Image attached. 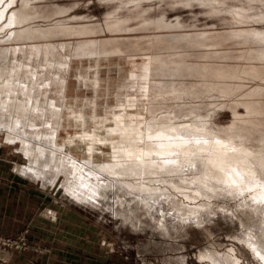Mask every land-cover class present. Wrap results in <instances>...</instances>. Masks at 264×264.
<instances>
[{"label":"bare ground","instance_id":"1","mask_svg":"<svg viewBox=\"0 0 264 264\" xmlns=\"http://www.w3.org/2000/svg\"><path fill=\"white\" fill-rule=\"evenodd\" d=\"M3 1L4 0H0V5ZM13 1L14 0H11L3 7V9H1L0 21L1 18L5 15V12L7 11L10 3ZM27 1L26 3H28ZM192 1L194 0H182V2H187L188 4ZM163 2H165V0ZM203 2L205 4H210L213 8H215V10L213 9L214 11L211 10L214 14L216 12H224L229 10L230 2L228 0H204ZM243 2L244 3L241 2L243 5L237 8L235 13L232 14V18L239 21H241V18H248V20L249 18H256L258 22H264V8L258 10L259 8L264 7V0H244ZM241 3L239 2V4ZM25 4L20 6V10L10 11V24H14L17 22L19 24L23 20L28 19L29 15H27L28 12H26L25 10V6L27 4ZM31 5L33 6V4ZM231 5L232 4H230V6ZM28 6L30 5L28 4ZM35 7L36 6H34V8ZM37 7H39V5H37ZM44 9H46V12L48 11L45 6V8L43 7V11L41 10V13L45 11ZM68 9H60L61 12L59 13H65L68 11ZM140 9L141 7L139 8V11H141ZM142 9L144 11V8ZM133 10L134 8L132 7V11ZM249 10H251V12ZM53 12H55L54 9ZM53 12L51 13L50 10L51 14H53ZM212 12L211 14H213ZM128 13L130 14V12ZM252 13H255V15H252ZM37 14L39 13L37 12ZM119 14L120 13L118 12V15ZM42 15H45V12ZM222 18L229 19L225 15ZM120 20L122 21V19ZM35 21H32L31 24L35 23ZM105 22L106 25L110 28L109 20ZM116 22H118V20H116ZM65 25L61 24V27ZM92 25L95 24L92 23ZM106 25L97 23V26L99 28L103 26L106 27ZM58 27L60 28V26ZM63 29L62 31L57 29L59 33H61V35L64 34ZM68 29L70 30L69 27ZM34 30L36 29L32 28V31ZM37 31L39 30H36L35 32ZM252 32L253 33H251L250 35H242V42H250L249 44H246L248 46V49L243 54H236L231 50V44L240 42L238 40L240 36L239 34L219 36L218 34L207 32V34L203 33L199 36L197 35L199 42L201 41L202 43V47L197 53L203 54L197 55L195 58L193 56L194 59L189 56L190 54H187L186 51L183 52L182 50L176 51L170 54L168 58L164 59L162 58V56H153L149 53L145 55L140 54L137 51L138 47H134V50H125L120 46H115V48L113 49H101V51H104V54L100 53L99 55H103L104 57L101 56L103 58H99L103 59V61H107L109 65H111L116 58H118V61L115 64V68L118 70L116 72L118 76H123L121 78H124L125 76L124 79H126L127 77V82L130 83V85H128L129 88H123L125 87L124 85L123 87L119 86L118 82H116V84L113 86L110 81L106 86H103L102 82L100 83L99 81H95L93 78V80L90 78V76L93 75L95 77L100 75L101 78L100 73L102 71L101 66L102 63H104L103 61L102 63L101 61H98L100 64H93L94 66L89 64V66L86 67H77L78 71L75 73V75L78 85H85L89 90L93 92V95L91 97H84L82 99L80 98L78 92L75 95H72L69 92L70 81L69 83L67 82V90H65V92L69 97H66V99H64V97L62 96L61 98L64 99V102L68 99L67 106L64 105V107H66L67 109L66 111L68 112H66L64 117V113L63 115L61 113L65 110L62 111L57 109V111L59 112L54 115L58 116V118H61V123L64 122L68 129L64 131L63 137L60 136L62 138L60 140V137L55 133L58 130L54 132L45 130L46 133H52L51 135L42 134L40 137L41 140L47 143V145H40L35 149L30 148V146L27 145L28 142L25 139H21V149L25 153L28 160H30V164L27 165V167L23 169L22 172L25 175L35 179L39 178L38 176L43 177L47 172L58 171L66 175L67 183L70 182L71 177H73L74 175H79V180L80 177L84 178L81 184L83 185L84 182L85 187H87L90 191L87 196L93 199L98 197V195L106 194L109 191V188L115 186L119 204L117 205L118 209L116 210V213H118L119 215L118 217H123L124 221L129 222L134 228H140L143 223H147L146 221L142 220L141 217H148L151 221L155 222L154 228H156V230L160 234L169 237L174 230L179 231L183 228L191 229V227L196 226L201 227L203 230H206L209 240V237L212 238L214 232L211 228L208 227V225L210 223L212 224V222L215 221V217L223 216L228 223L233 224L234 227H236V229L238 230L237 232H235L234 234H230L229 236L238 241V243H240L243 247L246 246L251 251L255 259L258 260L260 264H264V31L256 32L255 30ZM18 33L22 34V32ZM41 34L44 36V34L46 33L42 32ZM52 35H54V31ZM61 35L60 38H62ZM19 36L21 35H18V37L16 38L20 39ZM26 36L24 37L25 39ZM47 36L48 34L46 35V37ZM171 37L173 39L177 36ZM21 38H23V36H21ZM208 38L211 40H208ZM226 40L230 42L227 43ZM94 43L89 42L88 44H92L89 46H93ZM199 44H197L198 47L201 46V44ZM84 45L87 47L85 43ZM84 45L83 48L84 51L86 50L85 52H87L88 54L90 53L92 56L97 54L95 51L96 49H94L96 44L92 48H89V46L87 47L89 52L87 51V49H85ZM46 46H48L49 48V44ZM53 46L56 47V45ZM35 47H39V45L34 46V50L36 49L35 51L37 52L38 48ZM55 47L52 48L56 50L57 47ZM28 48L29 46L27 47V49ZM45 48L43 47V50ZM11 49L14 50L15 48ZM5 50L3 52L7 54L9 50ZM31 51L30 54L32 55ZM38 51H40V49ZM53 51L52 53H54ZM99 51L97 50L98 53ZM10 52L11 51H9V53ZM14 52L17 53V51ZM14 52L11 53L14 54ZM48 52H50V50ZM52 53L51 56L53 55ZM87 53H85V56L84 54L80 56L79 52H77L80 58L83 56L84 58L88 56ZM3 54L4 53H2V55ZM13 54L11 56H13ZM45 54H47V51ZM49 54L47 55L50 57ZM16 55H18V53ZM35 55H33L34 59L36 58ZM45 56L42 57V60L44 61H46L45 59H43L45 58ZM48 56L46 57L47 59L49 58ZM92 56H90V58H87L91 59ZM242 56L243 58H241ZM17 59L19 60L18 57ZM98 59H96V62ZM18 60H15L16 63L12 61L15 64H13V67L17 66L16 64ZM50 60L54 61V59ZM49 62H47V64ZM58 62L62 64L64 61ZM47 64L46 66H48ZM6 65L3 64V66L5 67ZM25 65H27V63L22 67L26 68L27 66L25 67ZM66 65H68V63ZM42 66V69L46 67L45 65ZM7 67L0 70V114L2 115L3 112L9 109L14 111L16 109V111L20 112L18 113L19 118H14V122H12V124L21 127V124L23 122L27 123L29 121L26 119L27 122L23 120V122L20 123V114H23V110L24 108H26L24 100L27 99L29 106L31 105V107H33L32 109H36L38 107H41L40 105L42 103L40 99L42 98L40 97V99H38L39 97H36L40 94L37 93V90L35 88V86H37L34 82L37 81L36 77V79H34L33 77L34 80L32 83H35L34 86L29 84L32 87H30L29 85V87H27L25 85V87H22V90L20 88V90H17L15 86L23 85L19 80L20 75H17V72H20V70H22V67L20 70L18 69L19 71H17L16 69V73H14L15 71H12L15 74V77L16 75L19 77L18 79H13V74H11L13 78L8 77L9 73L12 72H8ZM31 67L33 66L31 65ZM50 67H52L51 63L48 68ZM54 67L56 68V65ZM66 67L68 68L70 67V65ZM173 67L174 69H172ZM9 68L12 69V67ZM161 68L164 69V73L160 70ZM38 69H40V67ZM26 70L21 71V73L23 74ZM30 70L34 71L33 69L29 68V71ZM62 70L64 71V69H61V71ZM69 70V73H71L72 69ZM61 71L59 72L60 74ZM26 72H28V70ZM35 72L32 74L36 75L37 72ZM38 73L37 75H39ZM22 76L23 75H21V77ZM28 76L26 77L25 75L24 77L28 78ZM175 76L178 77L173 78ZM62 79H57L56 81L59 82L60 80V82H62ZM261 79H263V81H260ZM100 80L103 81V79ZM123 81L126 82V80ZM39 82L38 86H41V83ZM47 82L43 83H46L45 85H48L49 83L47 84ZM59 83L58 85H63ZM232 83H234L235 85L233 86ZM131 84H136L137 88L139 86L141 89V91L139 89L140 93L144 94V92L152 91V95L147 93L148 95L146 94L147 96H144L143 99V95L140 97L141 99L134 96V90L131 89ZM248 84H250V86H248ZM52 85L53 84H49L51 88ZM54 86L53 88H56ZM45 87L48 88V86H44V88H42L45 89ZM42 88L39 87L38 92H41ZM236 89L241 90L239 91ZM236 91L239 92L235 93L236 96H233L232 92ZM65 92H63L62 94H64ZM59 93L60 95H62L61 91ZM101 93L106 96L104 97L103 101H101ZM231 93L232 96L230 95ZM44 94L40 96H43ZM57 94L58 93H56V95ZM216 94H221L220 96H222L223 99H219V101H217V99H212L215 98L214 95ZM205 96L207 98L210 97L209 101L200 100L201 102L196 103L195 99L198 100L197 98ZM50 99L52 98L48 99L51 102ZM63 99H61V101ZM35 101L40 105L37 104L36 106ZM47 102L48 101L46 98V103ZM63 103L61 102V105H63ZM57 104L58 103L55 101L54 103L52 102L51 105L50 103L46 105L49 106L48 109L45 107L43 108L47 110L55 107L58 108L59 104ZM221 109H228L232 113V119L228 124L220 125L218 122L213 120V117ZM39 110H35V113H37L36 111L39 112ZM24 111L26 113H31L30 110L28 112L26 110ZM45 113L41 114L45 116L49 113V111L48 113ZM53 113L51 117L53 116ZM36 115L37 114H35L34 116ZM42 115L40 116V119L43 118ZM56 116L53 117L56 118ZM46 117L47 116H45V118ZM58 118H56V121L59 120ZM33 119L31 120L33 121ZM11 120L13 121V118ZM44 122L42 121V123ZM47 122L46 125H48ZM57 122L55 123L56 125ZM30 123L32 122L30 121ZM12 124L10 123V125ZM34 124L33 126H36ZM6 125L8 126V124ZM31 125L32 124H30V127H33ZM54 128L55 127H53V129ZM61 128H59V131ZM39 132L41 131L39 130ZM13 135H9L10 140L12 141L16 140V136ZM50 146H56L58 147V149H64V151L67 149L68 150L66 154L62 155L60 153L62 155V157L60 158V156L56 154L57 152L55 153V151H53ZM85 163L93 166L92 170H87L84 166ZM84 173H87L88 176H99V174L101 173L106 176L107 180L105 179V181H100V179L96 177L97 180L94 181L97 182H95V184L92 182L90 183V185H88V182H86L87 175ZM57 175H59V173H57ZM43 182H45V180ZM67 186L65 185V187ZM70 187L71 185L67 188ZM74 188L77 187L75 186ZM74 191L76 196L79 197L80 193L77 192L78 190L74 189ZM232 202L234 204H232ZM157 213H159V217L156 216ZM168 216L172 218L169 219ZM251 226H253V229L250 228ZM234 239L233 241H235ZM221 245L222 243L210 241L209 246H205L204 248H201L199 250V259L201 261H208L210 264H243V260L239 255V247L231 244L228 248L225 247L226 249L221 252L218 249V247ZM180 258H183L181 259L182 264H187L185 257Z\"/></svg>","mask_w":264,"mask_h":264},{"label":"rangeland","instance_id":"2","mask_svg":"<svg viewBox=\"0 0 264 264\" xmlns=\"http://www.w3.org/2000/svg\"><path fill=\"white\" fill-rule=\"evenodd\" d=\"M4 1L0 5L1 6L0 11L11 0H4ZM22 1L24 2V0H14L13 1L14 3L11 2L9 7L7 8V11L5 12V15L1 18V21H0V51L4 53L2 55V53L0 52V67H1L0 70L8 66L7 67L8 72L10 71L14 72L16 69L17 71H19L21 67L27 63V65H25V67L27 66L26 68L22 67V70H20V72H17V71L14 72V73L17 72V75L18 76L20 75V78L17 75L15 77L14 76L15 74L13 72L9 73V75L13 74L14 78L12 75L11 76L8 75V77H11L13 79L19 78V80L21 81L23 85L16 84L17 86H15V88H17V90L19 88L22 90L23 89L22 87H25V85L29 87L30 86L29 84L34 86L36 83L37 86H35V88L37 90V93L38 94L40 93L36 97L37 98L39 97L38 99H40V97L42 98L40 99L42 104L40 105L36 101L35 103H36V106L37 104H39L41 106L40 108H42L43 110L40 109L39 107L38 108L40 110L38 108L32 109L33 107H31V105L29 106L27 99H25L26 101L24 100V102L26 104L25 105L26 108H24V110L27 111L30 108L29 110L32 114L28 112L29 110L27 111L28 113H26L23 110V112L25 113L23 114L25 116L23 114H20V115L21 116L23 115L25 118L23 116L22 117L20 116V120H21L20 123H22L23 120L25 122H27V120L29 121L27 123L23 122L21 124L22 125L21 127H19L18 125L12 124V122H14V118H19L18 113L20 112L16 111V109H15L16 112L14 110L9 109L3 112L2 115L0 114V117H1L0 122L2 123V124L0 123V236L11 237L17 241L18 240L21 241V238H22L26 241V245H27L23 249H20V250L8 248L6 249V251H3V252L0 251V256L2 258L8 259V261L11 264H182L181 259L183 258H180V257H185L187 264H210L208 261H205V260L201 261L198 257V253L201 248H204L205 246H209L210 241L211 242L215 241L217 243H222L221 246L219 247L217 246L221 252L226 249L225 247L228 248L231 244H234L236 245V247H239V252H240L239 255L241 259L243 260V264H260V262H258V260L255 259L251 251L246 246L243 247L240 243H238V241H236L234 238L229 236L230 234H234L238 230L236 229V227H234L233 224L228 223L224 219L223 216L215 217V221L212 222V224L210 223L208 225V227L211 228L212 231L214 232V234L212 235V238L209 237L210 238L209 240L207 236L208 233L206 232V230H203L201 227H196V226L191 227V229L183 228L182 229L183 231L180 229L182 232L180 230L179 231L174 230L169 237V236L160 234L156 230V228H154L155 222L151 221L148 217L145 218V217H141L142 215L140 216L142 220L147 222V223H143V225H141L140 228H134L129 222L127 221L125 222L123 217H118L119 215L118 213H116V210L118 209L117 205L119 204H118V199H117L118 197L116 195L117 192H116L115 186L109 188V191L106 194L98 195V197L93 199L87 196L90 191L88 190L87 187H85L84 182H83V185L81 184L84 178L82 177L83 178L82 179L80 177V180H79L78 178L79 175L78 176L74 175L73 177H71L69 183H67L66 181V175L58 171L51 172L49 170L51 173L47 172L43 177L38 176L39 178H35V179L25 175L22 172V170L25 169L27 165L30 164V160H28L25 153L22 151L21 149L22 142L20 140L25 139L28 142L27 145H29L30 148L35 149L40 145H43V146L47 145V143H45L40 138L42 134L51 135L52 133L50 132H54L58 130L55 133L59 137L60 136L63 137L64 131L68 129V127L65 125L64 122H62L63 123L62 125L60 121L61 118H58V116L54 114H57L59 112L57 111V109L62 110V111L65 110L64 112L61 113L62 115L64 113V117H65L66 112H68L66 111L67 110L66 107H64V105L67 106V100H68L67 99L64 102V99H66V97H69L68 95H66V92H65V90H67L66 84L67 82L69 83L70 81V91H69L70 94L75 95L78 92L81 99L84 97H91L93 95V92L89 90L85 85H82V86L78 85L75 73L78 71L77 67H81V66L86 67V66H89V64L94 66L93 64L95 65L100 64L99 63L100 61L102 63L103 59H100V58H103L104 56L101 55L103 56L101 57L99 54L100 53L104 54L103 53L104 51L103 50L101 51V49H104V48L113 49L115 48V46L117 47L120 46L122 49H125V50H134V47L135 48L138 47L137 51L140 54L145 55L149 53L150 55H153V56H162V58L164 59L168 58L170 54L176 51L182 50L183 52L186 51L187 54H190L189 55L190 57L193 58L194 56L195 58L197 55L203 54V53H200V54L197 53L202 47V43L201 41L199 42L198 36L200 34L207 32V33H215V34H218L219 36H225L229 34H235V35L239 34L240 36L238 40L240 42L231 44V50L235 52L236 54H243L248 49V46L246 44H249L250 42L248 43L242 42L241 40L242 35H250L251 33H253L252 31H255V30L256 32L264 31V22H261V21L258 22L256 18L254 19L249 18V20L248 18H243V19L241 18V21L232 18V14L235 13L237 8L243 5L242 3H244L243 2L244 0H241V1L240 0H232V1L228 0L230 2L229 10L224 11V12H216L215 14L212 12L215 10V8H213L210 4H205L203 2L204 0H199V1L194 0L189 4L187 2H182V0H177V1L176 0L175 1L165 0V2H163L164 0H147V1L146 0H112V1L111 0H30V1L25 0L24 3ZM26 1L28 3H26ZM171 1L176 2V3H173ZM239 2L240 3L242 2V3L239 4ZM24 4L26 5L25 6L26 9L25 8L24 9L26 10V12H28L27 15H29L28 19L23 20L22 21L23 23L20 22L19 23L20 25L18 24V22L14 24H10L9 23V20H10L9 15L11 14L10 11L20 10L21 9L20 6ZM28 4L30 6H28ZM31 4H33V6ZM230 4L232 5L230 6ZM37 5H39L40 8L37 7ZM34 6L36 7L34 8ZM42 6L44 8L46 6L48 10L46 12V9H44L45 15H42L44 12L41 13V10L43 11ZM132 7L134 8L133 11H132ZM140 7H141L140 9L141 11H139ZM148 7L151 9H149ZM55 8L57 9V11ZM62 8L64 10L68 8L69 9L65 13H59L61 12V10H63ZM142 8H144L145 12L143 11ZM263 8L264 7L259 8L258 10H261ZM53 9L55 10V12H53ZM30 10H33V11H30ZM50 10H51V13L53 12L54 15L50 13ZM251 10L249 11L251 12ZM37 12L39 14H37ZM118 12L120 13L119 15H118ZM128 12H130V14ZM211 12L214 15L211 14ZM138 14H141V15H138ZM224 15L228 17L229 19H223L222 17ZM252 15H255V13H252ZM120 19H122V21ZM107 20H109L110 28L106 25L105 21ZM116 20H118V22H116ZM32 21L33 22L35 21V23L31 24ZM92 23H94L95 25H92ZM97 23L106 25V27L103 26L99 28L98 27L99 25L97 26ZM61 24H64V25L67 24V25L61 27ZM23 25H26V26H23ZM58 26H60V28ZM67 26L70 28V30L68 29ZM32 28L39 30V31L37 32H35L36 30L32 31ZM27 29H29L30 31ZM57 29L60 31H62L63 29L64 34L61 35V33H59ZM80 29L84 32H82ZM17 31L22 32V34H19ZM53 31H54V35H52ZM42 32H45L46 34H44L43 36L41 34ZM26 33H27V36H26ZM17 34L23 36V38L26 36V39L24 38L23 40L21 36H19L21 40L16 38L18 37ZM47 34L48 36L46 37ZM60 35L62 36V38H60ZM171 36H177V37L172 39ZM208 40H211V39L208 38ZM101 41H102V45H101ZM89 42H93V43L95 42V43L93 44V46H89V45H92V44H88ZM198 42L201 44V46L199 47L197 45L199 44ZM228 42L230 41H227V43ZM84 43L87 45V47L89 46V48L94 47V45L96 44L94 49H96L95 51L97 54L96 55L93 54L94 56H92L90 53L89 55L87 52H85L86 50L84 51V48H83ZM48 44H49L50 49L48 48V46H46ZM36 45L37 46L39 45V47H35V48H38L37 49L38 53L35 51L36 49L34 50V46ZM53 45H56L57 47L56 50L52 48V47H55ZM61 45L63 46V48ZM76 45H77V48H76ZM21 46L23 47V49ZM25 46H26V49H25ZM28 46L29 48L27 49ZM43 47L44 48L46 47V48L43 50ZM87 47L85 46V49H87L88 51ZM11 48L13 49L15 48V49L12 50ZM5 49L11 52L17 51L18 55H16L17 54L16 52H14V54L10 52L11 53L10 54L9 51L6 54ZM16 49H18L19 52ZM30 49L33 51H31ZM39 49L40 51H38ZM4 50L5 52H3ZM49 50L50 52H48ZM82 50L88 54V56H86L85 58H84L85 53ZM97 50L98 51L100 50L99 53L97 52ZM30 51L32 55L30 54ZM46 51H47V54L50 53L49 54L50 57L47 54H45ZM52 51L54 53H52ZM189 51L190 52L192 51V52L190 53ZM77 52H79L80 56H82V54H84V56L80 58ZM51 53L53 54L52 56H51ZM12 54L13 56H11ZM35 54L37 55L39 54V55L37 56ZM43 54H45L46 56ZM33 55H35L36 57L35 59ZM44 56L45 58L43 59H45L46 61L42 60V57ZM47 56L49 57L48 59L46 58ZM90 56H92L91 59H89ZM17 57L19 58V60L17 59ZM97 57L98 58L100 57V58L98 59ZM93 58L98 59L97 62H96V59H93ZM241 58H243V56ZM14 59L21 61V62L17 61L16 67L18 68H16L15 66L13 67V64L16 63ZM50 59H54V61H51ZM57 59L58 61H61V62L64 61L62 63L63 66L60 62L57 61ZM39 60L40 62L42 61L41 64L45 66L47 62L49 61L50 62L47 64L48 66L42 69L43 66L40 64ZM22 61H25V62H22ZM28 61L30 63L32 61L33 62L30 64ZM117 61H118V58H116L115 61H113L111 65H109L107 61H103L104 63H102V66H101L102 71L100 73L101 78H100V75H98L99 77L97 75H96L97 77L93 75V76H90V78L91 79L93 78L95 81H99L100 83L102 82L103 86H106L107 83L110 81V83H112L113 86L116 84V82H118L119 86L123 87L124 85L125 87L123 88L128 89L129 88L128 85H130V83L127 82V77L126 79H124L125 76L124 78H121L123 76L122 75L118 76L116 72L118 71L115 68L116 67L115 64L117 63ZM54 62L57 64H55ZM50 63L52 67L48 68L50 66ZM67 63L68 65H66ZM3 64L5 65L7 64L6 67L3 66ZM31 65L33 67H31ZM34 65L36 66L38 65V66L36 67ZM39 65H41L42 67ZM55 65H56V68H58L60 71L61 69H64V71L62 70L60 74L59 73L60 71L54 67ZM69 65L70 67L67 68L66 66H69ZM9 67H12V69ZM39 67L40 69H38ZM112 67H113V70H112ZM29 68L33 69L34 71L32 70L29 71ZM51 68L53 70L55 69L54 72ZM163 68L160 69L162 72L164 71ZM26 69L28 70L29 73L32 71L30 74L36 71L37 73L39 72L38 73L39 75H37L36 72H35L36 75H33V74L30 75L28 72H26L27 71ZM69 69H72L71 73H69L70 72ZM172 69H174V67ZM23 70H26L24 71V73L26 72L25 74L21 73V71ZM44 71L47 73H45ZM66 71L68 72V74ZM21 75H23L22 76L23 79ZM25 75L26 77L28 75L30 77L28 76V78H26L24 77ZM58 75L60 76V78ZM33 77L34 79L37 78V81H34L35 83H32L34 80ZM51 77L52 78L56 77V78L52 79ZM177 77L178 76H175L173 78H177ZM44 78L45 79L47 78L48 79V80L46 79L47 81H49L50 79L55 80V81L50 80L52 82L50 81L47 82ZM62 78L65 80V82ZM57 79H62L61 80L62 82H60V80L59 82L63 84L62 85L63 87L58 85L59 82L56 81ZM100 79H103V81ZM123 80H126V82ZM39 81L47 82V84L49 83L50 85L53 84L52 88L55 85L54 87L56 88H53V89L58 94L56 95V93L51 88V86H49V84L45 85L46 83L44 84L43 82H39ZM260 81H263V79H261ZM38 82L41 83V86L44 84L42 86L43 88L44 86H48V88L45 87V89H43L41 86H38L39 85ZM232 84L233 86L235 85L234 83ZM248 86H250V84H248ZM39 87L42 88V91H41L42 93L40 91L38 92ZM131 89L134 90L133 91L134 96L140 98L143 95L142 99L144 96H147L148 94L152 95L151 93L152 91L144 92L145 95L143 93H140L141 89L139 86L137 88L136 84L135 85L133 84L131 86ZM236 90L240 91L241 89H236ZM60 91H61V94L65 92L64 93L65 95L64 94L60 95L59 93ZM239 91L232 92L233 96L234 95L236 96L235 93ZM47 92H48V97H47ZM232 93L230 94L231 96H232ZM42 94L44 95L40 96ZM220 95L221 94L219 95L216 94L214 95L215 98H212V99H217V101H219V99L220 100L223 99L222 96ZM62 96L64 97V99L61 98ZM100 96H101V101H103L104 97H106L102 93ZM216 97H219V98H216ZM23 98H26V97H23ZM46 98L48 101L47 103H46ZM49 98H52L50 99L51 102L48 100ZM60 98L63 100L61 101ZM59 99H60V103H59ZM197 99L198 100L195 99L196 103L201 102L200 100L209 101L210 97L207 98L205 96V97H199ZM55 101L59 104L58 108L51 107L52 109L47 110L49 106H46V105H48V103H50L51 105V103L52 102L54 103ZM61 102L62 103L64 102L63 105H61ZM193 102H194V99H193ZM60 106L61 107L63 106V107L61 108ZM35 110H39V112L36 111L37 113H35ZM52 110L54 111V113ZM40 111L41 113H45V112L48 113L49 111L50 114L48 113L47 115H45L46 114L45 113L44 115L47 116L45 118V116H43L40 113ZM52 113L54 117L56 116V118L59 119L57 120L58 122L56 121V118H54L53 116H52L53 118L51 117ZM35 114L37 115L34 116ZM231 114L232 113L230 112V110L221 109L213 117V120L218 122L220 125H225L231 121L232 119ZM32 115L34 116V119ZM41 115L43 118L40 119ZM30 117L31 119H33V121L30 119ZM12 118H13V121L11 120ZM30 121L32 123H30ZM42 121L43 122L49 121L47 122L48 125H46V122L42 123ZM59 121L61 124L59 123ZM56 122H57V125L55 124ZM10 123L12 125H10ZM6 124H8V126ZM30 124H32L31 126H33V124L36 126L30 127ZM60 126L64 128H61ZM53 127L55 128L53 129ZM59 128H61L60 131H62L63 129L64 130L60 132ZM39 130L42 133L39 132ZM45 130L46 131L48 130L50 132L49 133L47 132L48 133L47 134ZM36 132H39V133H36ZM9 135L16 136V140L14 141L10 140ZM60 139L62 138L60 137L59 140ZM50 148L53 151H55V153L57 152L56 154H58L60 158L62 157L63 154H66L68 150L67 149L64 151V149H58V147L56 146L55 147L50 146ZM56 163H59V162H56ZM85 164L84 166L87 170H92L93 166H90L87 163ZM89 166L91 169L89 168ZM57 173H59V175H57ZM84 174L87 175L86 182H88V185H90V183L92 182L95 184V182L97 181H94V180H97V178H99L100 181H105L106 179V176L101 173L99 174V176L89 175L90 177L88 176L87 173H84ZM101 179H104V180H101ZM44 180L45 182H43ZM75 180L76 182H79V181L80 182L76 183ZM88 180H91V181H88ZM65 185L66 186L71 185V187L67 188L68 186L65 187ZM75 186L77 188H74ZM72 187L78 190L77 192L80 193L79 194L80 199L79 197L76 196L75 191ZM232 204L234 203L232 202ZM156 216L159 217L160 216L159 213H157ZM168 218L171 219L172 217L168 216ZM250 228L253 229V226H251ZM233 239L235 241H233ZM15 257H18L17 259H20V261L15 260Z\"/></svg>","mask_w":264,"mask_h":264},{"label":"built area","instance_id":"3","mask_svg":"<svg viewBox=\"0 0 264 264\" xmlns=\"http://www.w3.org/2000/svg\"><path fill=\"white\" fill-rule=\"evenodd\" d=\"M26 245V241L21 238L20 240H14L11 237H2L0 236V251H6V249H16L20 250L23 249ZM0 264H11L8 259L2 258L0 256Z\"/></svg>","mask_w":264,"mask_h":264},{"label":"crops","instance_id":"4","mask_svg":"<svg viewBox=\"0 0 264 264\" xmlns=\"http://www.w3.org/2000/svg\"><path fill=\"white\" fill-rule=\"evenodd\" d=\"M18 257H15V260L20 261V259H17Z\"/></svg>","mask_w":264,"mask_h":264}]
</instances>
